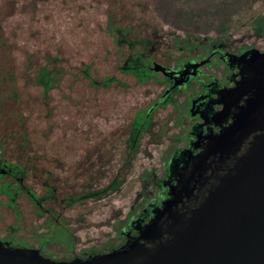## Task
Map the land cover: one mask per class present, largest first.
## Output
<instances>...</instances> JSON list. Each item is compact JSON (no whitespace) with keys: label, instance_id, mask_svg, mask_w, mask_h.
<instances>
[{"label":"rangeland","instance_id":"374dc122","mask_svg":"<svg viewBox=\"0 0 264 264\" xmlns=\"http://www.w3.org/2000/svg\"><path fill=\"white\" fill-rule=\"evenodd\" d=\"M258 15L264 16V0L246 9L224 38L262 46L252 27ZM110 24L123 30L122 53ZM179 38H185L183 32L156 18L146 0H0V157L26 170L25 182L38 196L53 195L44 202L52 210L51 221L35 214L25 194L17 199L20 221L0 204V228L13 221L24 225L21 231L0 233L4 241L40 248L55 260L117 248L122 226L146 204L148 193L157 191L148 170L143 184L139 173L161 164L167 143L156 146L143 137L132 151L127 140L135 114L158 88L119 67L137 52L169 62L170 54L184 46ZM42 66L61 70L49 90L36 82ZM111 75L119 80L105 84ZM115 178L119 184H111ZM88 192L96 194L83 197ZM140 196L144 201L120 220ZM54 223H65L74 241Z\"/></svg>","mask_w":264,"mask_h":264},{"label":"flooded vegetation","instance_id":"af4514ba","mask_svg":"<svg viewBox=\"0 0 264 264\" xmlns=\"http://www.w3.org/2000/svg\"><path fill=\"white\" fill-rule=\"evenodd\" d=\"M121 37L114 35L120 53L121 45L126 42ZM259 37L262 46L242 40L237 43L224 37H193L188 42L182 40L184 46H179L177 55L170 54L169 62L143 52L130 53L123 60L119 67L123 74L132 75L139 83L151 82L158 88L149 102L137 110L127 142L132 151L139 148V140L143 137L156 146L167 143L160 155L161 164L139 173L140 184H143L142 173L148 170L151 184H156L157 191L149 192L146 204L136 209L130 222L122 226L117 248L132 240L150 241L147 236L155 223L159 225L171 213L189 211L200 204L209 187L219 183L237 158L247 151L254 136L260 133L255 131L241 139L242 130L234 129L237 115L248 105L256 90L249 87L251 68L257 66L264 73V37ZM155 64L175 71L176 75L170 77L162 70H154ZM84 72L90 75L88 68ZM261 79L262 75H259L257 80ZM118 80L112 75L104 78L107 85ZM164 110L167 114L161 118L160 112ZM227 134H231V139L222 147L220 141ZM25 178L26 170L22 166L0 157V204L4 208L10 207L15 219L20 221L23 215L17 199L25 194L34 206L35 214L40 219L45 215L43 220L49 217L51 221L52 210L44 202L53 195L46 191L43 197L38 196ZM111 184H119L117 178ZM95 194L88 192L83 197ZM1 197L8 199V203L4 204ZM144 199L140 196L135 200L120 220L129 218L134 204ZM67 200L72 202L74 198ZM58 215L62 216L61 213ZM2 218L4 214L0 215V220ZM54 224L62 226L74 241L65 223ZM23 227L13 221L1 226L0 233L21 231ZM88 254L86 251L81 257Z\"/></svg>","mask_w":264,"mask_h":264},{"label":"water","instance_id":"95a60500","mask_svg":"<svg viewBox=\"0 0 264 264\" xmlns=\"http://www.w3.org/2000/svg\"><path fill=\"white\" fill-rule=\"evenodd\" d=\"M153 69L176 75L160 64ZM249 82L254 97L237 115L234 129L242 130L241 139L260 133L200 204L155 223L150 241L132 240L104 253L55 260L40 248L0 237V264H264V73L257 66L251 68ZM230 139L231 134L223 136L221 146Z\"/></svg>","mask_w":264,"mask_h":264},{"label":"trees","instance_id":"16d2710c","mask_svg":"<svg viewBox=\"0 0 264 264\" xmlns=\"http://www.w3.org/2000/svg\"><path fill=\"white\" fill-rule=\"evenodd\" d=\"M255 1L146 0V4L163 24L183 32L185 38L177 39L179 44L182 40L188 42V39L193 37H212L211 33H215V37H224L233 23L245 13L246 9L252 7ZM252 27L257 35L264 37V16H256L252 21ZM109 28L114 35L123 31L119 27L114 30L111 24ZM51 60L55 62L56 58ZM58 71L61 70L56 69V66L54 68L42 66L36 76V82L48 90L58 80Z\"/></svg>","mask_w":264,"mask_h":264}]
</instances>
